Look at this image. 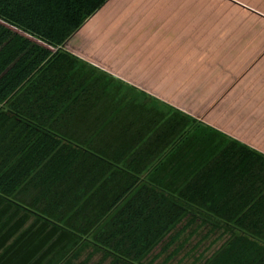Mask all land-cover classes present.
<instances>
[{
  "label": "trees",
  "instance_id": "trees-1",
  "mask_svg": "<svg viewBox=\"0 0 264 264\" xmlns=\"http://www.w3.org/2000/svg\"><path fill=\"white\" fill-rule=\"evenodd\" d=\"M107 1L0 0V264H44L84 241L139 263L191 207L240 229L264 210V155L62 49ZM248 243L233 236L206 264H242Z\"/></svg>",
  "mask_w": 264,
  "mask_h": 264
},
{
  "label": "crops",
  "instance_id": "crops-1",
  "mask_svg": "<svg viewBox=\"0 0 264 264\" xmlns=\"http://www.w3.org/2000/svg\"><path fill=\"white\" fill-rule=\"evenodd\" d=\"M62 49L131 88L138 101L140 92L160 109L189 116L264 155V0H108ZM172 148L158 155L117 208L149 183V171ZM251 219L248 229H240L191 207L133 264H206L239 235L249 241L242 264H264V210ZM88 244L95 247L84 241L76 251ZM104 258L111 264L112 257ZM71 262L86 264L80 252Z\"/></svg>",
  "mask_w": 264,
  "mask_h": 264
},
{
  "label": "rangeland",
  "instance_id": "rangeland-1",
  "mask_svg": "<svg viewBox=\"0 0 264 264\" xmlns=\"http://www.w3.org/2000/svg\"><path fill=\"white\" fill-rule=\"evenodd\" d=\"M75 247H71L69 251L61 252L56 254V256L45 264H64L67 258H70L74 252H76ZM80 252V259L86 260V264H110V258H104V253L102 250H97L91 244L83 247ZM108 257V256H107Z\"/></svg>",
  "mask_w": 264,
  "mask_h": 264
},
{
  "label": "water",
  "instance_id": "water-1",
  "mask_svg": "<svg viewBox=\"0 0 264 264\" xmlns=\"http://www.w3.org/2000/svg\"><path fill=\"white\" fill-rule=\"evenodd\" d=\"M86 18H83V20H85Z\"/></svg>",
  "mask_w": 264,
  "mask_h": 264
}]
</instances>
